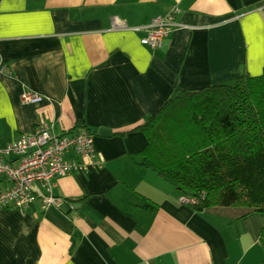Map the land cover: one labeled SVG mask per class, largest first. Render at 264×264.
<instances>
[{
	"label": "crops",
	"instance_id": "obj_1",
	"mask_svg": "<svg viewBox=\"0 0 264 264\" xmlns=\"http://www.w3.org/2000/svg\"><path fill=\"white\" fill-rule=\"evenodd\" d=\"M173 6L184 26L143 44ZM0 65L1 146L48 123L93 133L102 160L54 178L59 206L0 210V264H264V214L182 204L132 130L176 85L262 73L264 0H0Z\"/></svg>",
	"mask_w": 264,
	"mask_h": 264
},
{
	"label": "trees",
	"instance_id": "obj_2",
	"mask_svg": "<svg viewBox=\"0 0 264 264\" xmlns=\"http://www.w3.org/2000/svg\"><path fill=\"white\" fill-rule=\"evenodd\" d=\"M132 130L146 136L137 153L142 166L181 194L205 192L196 210L224 206L264 214V69L197 90L176 85ZM260 242L264 247V226Z\"/></svg>",
	"mask_w": 264,
	"mask_h": 264
},
{
	"label": "built area",
	"instance_id": "obj_3",
	"mask_svg": "<svg viewBox=\"0 0 264 264\" xmlns=\"http://www.w3.org/2000/svg\"><path fill=\"white\" fill-rule=\"evenodd\" d=\"M180 12L178 6H173L155 15L146 27L147 34L141 39L142 43L151 48L161 47L164 37L184 26L177 21ZM23 97L29 102L42 98L31 91H26ZM10 155L16 160H7ZM82 159L96 166L102 163L95 150L93 133L81 130L59 134L48 123H41L33 131L22 132L6 146L0 145V178L6 181L5 186H0V210L13 207L26 211L38 197L44 209L59 206L63 199L55 195L53 180L73 170L87 169L88 163ZM204 195L205 192L200 196L180 194L179 201L193 206Z\"/></svg>",
	"mask_w": 264,
	"mask_h": 264
}]
</instances>
